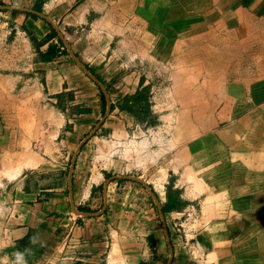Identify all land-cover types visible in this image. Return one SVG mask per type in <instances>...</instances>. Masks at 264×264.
Here are the masks:
<instances>
[{"label": "rangeland", "instance_id": "1", "mask_svg": "<svg viewBox=\"0 0 264 264\" xmlns=\"http://www.w3.org/2000/svg\"><path fill=\"white\" fill-rule=\"evenodd\" d=\"M76 1L17 2L29 8L47 3L49 14L56 8L66 13ZM259 9L263 17L241 27L247 33L229 32L231 19L226 15L169 16L165 32H144L140 15L134 18L135 26L114 25L113 17L105 16L112 11L101 5L69 28L60 16L49 15L58 28L51 29L54 35L60 31L68 43L79 39L90 45V39L91 44L97 40L106 58L120 55L128 72L148 83L138 90L144 99L131 105L123 100V108L111 109L91 137L98 141L89 162L83 161L88 172L83 179L88 184L91 173L102 172L96 189L100 194L80 206L102 210L103 186L109 179L108 200L130 202L144 196L156 206L143 183L113 178L142 177L160 200L174 250L172 264H264V0ZM24 16L0 10V178H16L31 154L59 163V146L49 144L56 127L52 124L62 121L54 109L79 110L71 107L69 95L56 101L46 95L37 65L41 53L36 37L26 32ZM40 24L48 30L52 26ZM244 90L247 98L238 97ZM227 100L254 104L257 112L219 124L212 110ZM71 112L65 111V117ZM72 155L66 160L68 171ZM162 252L160 257L156 250L150 262L167 264L170 250Z\"/></svg>", "mask_w": 264, "mask_h": 264}, {"label": "crops", "instance_id": "2", "mask_svg": "<svg viewBox=\"0 0 264 264\" xmlns=\"http://www.w3.org/2000/svg\"><path fill=\"white\" fill-rule=\"evenodd\" d=\"M17 1H8L10 4L7 5L28 6L18 5ZM78 1L80 2L77 3ZM260 3L261 0H77L68 5L67 14L58 8L47 14L50 10L47 3L33 5L31 9L38 10L49 18L60 16L69 28L76 21L91 16V9L101 5L102 10L105 8L106 11H112H107L105 16H112L113 24L120 27L126 24L135 26L134 18L140 15L144 22V32L150 28L151 31L165 32L168 29L169 16L180 17L185 14L214 18L216 15H226L231 19L229 32L247 33L241 27L247 26L254 18L263 17L260 14ZM10 11L25 14L23 21L27 27L26 32L36 37L39 52L48 56L40 58L37 63L43 72V89L46 95L54 101L69 95L71 107L79 110L72 113L70 108L58 111L54 109L55 113L61 115L62 121L52 124L56 127L49 144L51 147L59 146V163L55 164L54 158L43 160V157L31 154L25 162L32 157L34 164L25 166L16 178L1 176L0 264H152L150 260L156 250H159L158 254L162 257V249L169 248L164 221L157 204L153 206L154 203L146 200L144 196L133 197L130 202L116 203L109 199L107 206H102L104 210L100 215L78 214L73 210L71 191L77 210L89 213L101 210L80 206L84 201H89L93 194H100L96 189L100 185L98 178L103 175L102 172L91 173L88 184L83 179V174H88L83 170V161L89 162L93 143L98 140L91 138L83 144L71 176V164L69 171L65 167L66 160L72 154L74 157L83 141L79 138L99 122L107 110L106 101L103 114L104 92L101 86L76 62L72 52L105 86L113 112L115 108H123V100L127 98L126 102L131 105L136 92L148 83L136 72H128V66L120 60V55L117 59L106 58L104 48L96 45L97 40L91 44L92 40L88 39L90 45H87L76 39L70 43V50L59 33L50 39L46 38L49 34L54 35L51 30L54 26L41 15L23 10ZM44 21L52 25L49 30L40 24ZM33 29L37 32H33ZM42 30H45L44 34L41 33ZM238 97L247 98V91L244 90ZM255 107L246 101L239 105L238 102L235 104L227 100L224 104L220 103L216 112L215 105L212 114L219 124L243 117L245 120L254 116L257 112ZM237 108L246 110L236 115L234 112ZM65 111L72 114L65 117ZM220 112L224 118H217ZM57 119L59 120V116ZM117 122L119 123L118 120ZM67 123L70 125L69 129L66 127ZM133 190L139 191L138 188ZM138 193L142 196L141 191ZM179 251L181 255L184 254L182 248Z\"/></svg>", "mask_w": 264, "mask_h": 264}, {"label": "water", "instance_id": "3", "mask_svg": "<svg viewBox=\"0 0 264 264\" xmlns=\"http://www.w3.org/2000/svg\"><path fill=\"white\" fill-rule=\"evenodd\" d=\"M23 10V11H26V12H30V13H34V14H38V15H41L42 17H44L47 21H49L54 27L55 29L58 30L57 26L55 25L54 21L49 18L47 15L43 14L42 12L38 11V10H35V9H31V8H27V7H21V6H14V5H0V10ZM58 33L60 34V36L62 37V34L60 31H58ZM63 38V37H62ZM64 39V38H63ZM66 45L69 47V49L71 50L70 48V43H68V41H66L64 39ZM72 56L73 58L76 60V62L89 74V76L91 78H93V80L99 84L104 92V95L106 97V101H107V110L104 114V117L98 122V124L94 127V129L89 133L87 134V136L83 139V141L80 143V145L78 146L76 152H75V155L73 157V160H72V163H71V169H70V176L72 175V172L75 168V164H76V161H77V157H78V154L83 146V144H85L92 136L93 134L97 131V129L101 126L104 118H106L109 113L111 112V99L109 97V94H108V91L107 89L105 88V86L102 84V82L95 76L93 75L89 69L85 66V64L72 52ZM113 178L115 179H130V180H135V181H139L141 183H143V185L149 190V192L152 194L153 198L155 199L156 201V204L157 206L159 207L160 211H161V214H162V218H163V221H164V228H165V232H166V236L169 240V232H168V229H167V225H166V220H165V216H164V213H163V210L161 208V203H160V200L157 196V194L155 193V191L146 183V181L140 177V176H134V175H115L113 176ZM110 180V179H109ZM109 180L107 182H105L104 184V197H105V205H104V208L107 206V202H108V195H107V187H108V184H109ZM70 196H71V201H72V206H73V210L78 213V214H83V215H100L104 208L102 210H100L99 212H83V211H80V210H77L75 204H74V198H73V192L71 191L70 192ZM169 242V248H170V259L168 261V264H172L173 262V256H174V253H173V249H172V246L170 245V241Z\"/></svg>", "mask_w": 264, "mask_h": 264}, {"label": "trees", "instance_id": "4", "mask_svg": "<svg viewBox=\"0 0 264 264\" xmlns=\"http://www.w3.org/2000/svg\"><path fill=\"white\" fill-rule=\"evenodd\" d=\"M29 15H31V16H33L32 14H29ZM52 37H55V35H53V34H49V35H47V39H50V38H52ZM48 56L47 55H44L43 53H41V58H47ZM103 99H105V96L103 95ZM142 99H144V96L141 94V91H138L137 93H136V95H135V97H134V99H133V102L134 103H138V102H140ZM127 100H128V98H127Z\"/></svg>", "mask_w": 264, "mask_h": 264}, {"label": "bare ground", "instance_id": "5", "mask_svg": "<svg viewBox=\"0 0 264 264\" xmlns=\"http://www.w3.org/2000/svg\"><path fill=\"white\" fill-rule=\"evenodd\" d=\"M237 114V113H236ZM32 159V157H30ZM27 160L26 165H30V164H34V162L32 160ZM19 168V167H18ZM198 184V183H197ZM199 185V184H198Z\"/></svg>", "mask_w": 264, "mask_h": 264}]
</instances>
